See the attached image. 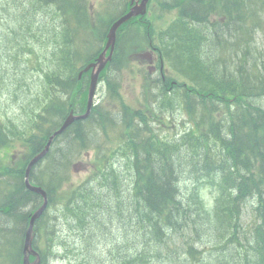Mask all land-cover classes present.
Masks as SVG:
<instances>
[{"label":"trees","instance_id":"1","mask_svg":"<svg viewBox=\"0 0 264 264\" xmlns=\"http://www.w3.org/2000/svg\"><path fill=\"white\" fill-rule=\"evenodd\" d=\"M5 1L0 0V7L7 6ZM54 1L57 6L55 8L67 12V17L73 19L75 23L80 22L82 18L80 24L76 23L79 28L89 29L87 22L84 21L86 11L80 8L79 0H29L31 8L26 10V16L24 17L22 12L18 16L15 15L12 26L7 30L8 41L4 50L5 55L10 54L12 44L27 40L34 32H38L35 30L33 21L37 10L46 3ZM184 3L181 8L183 15L197 21V24L189 23L188 29L197 28L190 32L204 42L202 49L196 52L197 56L199 54L202 58L204 53L205 63L219 75H224L222 72H225V76L229 79L225 95L229 99H241L243 98L241 90L259 88L263 89L259 95L261 102H258L262 104L264 102V60L260 70H253L249 63L251 55L244 54V47L246 48L248 44L247 39L262 35L258 29L262 26L258 22L259 14L264 13V0H185ZM218 3L223 13L221 17L225 18L224 28H217L208 17L210 14L208 11L215 10ZM75 9L76 13L80 12V18L76 14L72 15L74 13L71 11ZM202 28L204 30H199ZM69 31L75 32L70 25ZM24 48L27 54L24 59L14 56L15 62L12 63L14 65L0 63V94L10 96L13 101H17L20 96H30L31 98L28 99L34 103L33 109L37 110L45 107L48 102L58 100L57 95L61 93L73 98L76 96L79 88L72 76L69 51L52 50L47 55L48 47L40 40L39 33L34 36L33 43L24 45ZM227 50L235 53L237 57L235 70L227 63ZM116 51L118 56L125 53L122 45L117 47ZM34 66L38 74L31 77L29 74L32 73ZM250 71L255 74V78L250 76ZM222 82L225 83V81ZM49 88L53 90L49 92ZM178 103L185 108L190 118L197 120L196 131H190L181 136L171 145L170 150L167 147L162 148L161 141L155 139L154 133L148 127L146 117L140 113L137 115L143 129L137 133L132 131V123L124 117L121 119L111 117L107 126L98 124L94 118H87L76 121V124L73 122L70 129L65 130L58 137L61 142L52 153L57 170L63 174V166L74 162V153L59 150L62 144L71 148L72 145L79 146L78 142H74L76 139L90 140L97 132H106L113 140H117L120 133L134 134L137 140L133 149H135L137 163L142 169L141 178L145 179L136 196L138 203L134 205V212L137 213L140 205H143L144 216L148 220L147 226L155 240L158 241L161 235L167 239L176 236L188 247L197 249V243L201 242V238H209L212 235L224 240L222 244H227L239 253L237 260L227 259L226 257L233 253L228 254L225 249V256L221 253L220 257L222 264H264V185H262L264 183V111H260L254 102L250 101L234 109V114H229L224 122L216 119L215 115L208 111L196 109L186 93L178 96ZM62 105V101L56 102V107H62ZM5 109L11 108L5 106ZM97 112L95 110L94 114ZM125 113L128 114L130 111L126 109ZM9 128L11 124L7 120L3 125L0 123V151L10 145V138L7 137ZM53 128L55 130L54 126ZM33 142L35 144L33 148L38 150L36 136L33 137ZM172 156L179 160L176 162ZM256 161H259L261 167V173L257 179L252 172L254 168L257 169ZM182 171L201 183L207 182L213 185L214 179L218 180L216 186L208 185V187H214L217 192L212 210L205 208L195 193L190 196V199L181 195L178 191L179 186L186 189L192 185V182L186 179L181 184L178 183ZM246 171L251 174L246 176ZM57 174L58 172L55 176ZM36 176H39V172ZM102 176L108 178V187L91 194L90 199L97 200L93 206H96L101 198L110 199L111 189L115 185L106 172L103 171ZM125 186L128 188L127 185ZM48 188L54 193L57 192L55 182H48ZM125 194L131 197L130 193ZM32 202L33 200L22 192L12 197H7L0 192V253L4 251L7 255H0V264H12L10 258L13 257L15 248L21 251L18 246L22 236L20 238L18 235L23 228V226L21 228L22 216L24 209L28 208ZM9 203H11L10 207L7 206ZM246 203H248L247 215L252 209V217H249L257 224L251 243L247 238V215H244ZM127 214L124 217L128 218ZM135 218L144 217L136 216ZM45 226L49 233L56 232L55 223L47 220ZM127 229L112 222L103 224L97 235L91 239H85L90 259L95 264H105L107 259L112 258L111 248L116 247L120 250L124 244L122 240H136V233L132 229L129 231ZM185 235L187 240L181 237ZM48 250L53 255H60L62 251L53 241L49 243ZM146 250L142 248L141 252ZM191 253V250L189 253L183 251V256L189 258ZM156 254L166 264H176L165 250L157 249ZM195 255L196 251L193 252L191 260L195 259ZM198 259L205 261L206 256L200 252Z\"/></svg>","mask_w":264,"mask_h":264},{"label":"rangeland","instance_id":"2","mask_svg":"<svg viewBox=\"0 0 264 264\" xmlns=\"http://www.w3.org/2000/svg\"><path fill=\"white\" fill-rule=\"evenodd\" d=\"M91 1H95L96 3L93 4L94 6H96L97 8H100V7H104L106 5V0H91ZM18 8V7H17ZM17 11V10H16ZM13 12V15H16L18 16V13ZM76 9L71 11L72 15H75L78 16L80 18V12L79 13H76ZM2 20H6L3 21V25L1 26L0 28V49L2 48V44L5 40V37H6V33H7V30L8 28H10L12 26V22H11V17H10V14L8 12H4L2 11ZM82 18H80V22H81ZM8 22V24H7ZM80 22H76L77 24H80ZM199 30H204V28L202 29H199ZM193 31V30H191ZM38 35V32H34L31 36H29V38H27V40H24V41H20V42H17L16 44H12L14 45L13 48H12V52L13 53H18L20 54V48L23 47V45H28V44H32L33 43V38L34 36H37ZM25 37H28L27 34H24ZM208 37V36H206ZM258 39H259V42L260 43H264V38L262 37V35H258ZM21 45V46H19ZM251 52V60H250V65L251 67L253 68V70H259V67L257 66V64L254 63V60L257 56L260 55V53L258 52V50L255 48V39H254V42L253 43H249L247 44V48H246V52L249 51ZM202 52V51H201ZM2 53L0 51V56H2ZM203 53V52H202ZM23 56L25 55L22 54ZM203 57L200 58L199 54L197 56L196 54V57L199 59V60H202L203 62H205V58L206 56L204 55V53L202 54ZM261 56V55H260ZM0 61H2L1 57H0ZM235 62H237V60H235ZM152 65L151 64H147L146 65V68L150 71H154L153 68H150ZM156 72V71H155ZM155 72H153V75H155ZM171 75H173V72H170ZM140 76H128V75H124L123 77V84H122V90L127 94V102L128 104H130L131 106L133 107H136L137 106V103H138V98H140V96L143 94L144 90L143 89H140ZM259 95L258 93H254L253 96H250L248 97V102L252 101V103L254 102V105L255 106H258L260 103L259 101ZM99 96L103 97V99L105 98L104 96V91H103V95H102V92L99 93ZM247 102V103H248ZM246 103V104H247ZM261 106V104H260ZM263 107H264V104H263ZM262 107V108H263ZM260 111H263L262 109L259 108ZM253 116L255 115V113H251ZM122 117L120 116L119 119H121ZM135 140H137V137H134ZM190 153V152H189ZM74 170H73V173L70 172V176L72 177V179L75 181L77 180V174L75 173L74 174ZM180 177L181 179L178 181L179 184H181L183 182V180L185 179L186 177V174L184 172H182V174L180 173ZM182 181V182H181ZM178 184V185H179ZM178 191L180 192L181 191V195L185 193L184 189L182 188V186H179L178 187ZM202 196L204 198V200L206 202H211L212 199H213V194L210 192V190H205L204 192H202ZM246 219H250L249 217L246 216ZM130 229L128 228L127 231H129Z\"/></svg>","mask_w":264,"mask_h":264},{"label":"water","instance_id":"3","mask_svg":"<svg viewBox=\"0 0 264 264\" xmlns=\"http://www.w3.org/2000/svg\"><path fill=\"white\" fill-rule=\"evenodd\" d=\"M143 13H144V3L140 7H134L126 16H124L120 20H118L113 25V27L111 29V33H110L111 42H113V40H114V32H115V29L117 28V26L119 24L123 23L124 21L129 19L131 16H134V15H137V14H143ZM94 83H95V77L93 78L90 92H92V90H93Z\"/></svg>","mask_w":264,"mask_h":264},{"label":"bare ground","instance_id":"4","mask_svg":"<svg viewBox=\"0 0 264 264\" xmlns=\"http://www.w3.org/2000/svg\"><path fill=\"white\" fill-rule=\"evenodd\" d=\"M229 16V15H228ZM246 17V16H245ZM210 20V19H209ZM235 22H236V20H235ZM244 23V22H243ZM252 27V26H251ZM253 28V27H252ZM197 28H195V29H189L190 31L191 30H196ZM209 29V28H208ZM237 31V30H236ZM261 33V32H260ZM213 35V34H212ZM239 35V34H238ZM231 37V36H230ZM231 39V38H230ZM215 45V44H214ZM218 46V45H217ZM229 47V46H228ZM229 49V48H228ZM228 51V50H227ZM246 58V57H245ZM217 61V60H216ZM224 63H225V61H224ZM251 67V66H250ZM263 71V70H262ZM239 72V71H238ZM241 73V72H240ZM244 73V72H243ZM242 75V74H241ZM245 82V81H244ZM261 98V97H260ZM261 102V101H260ZM263 104H264V102L261 104V107H263ZM260 105V104H259ZM264 108V107H263ZM255 112V111H254ZM250 118V117H249ZM85 119H87V118H84L83 116H82V114H81V112H79L78 113V119H77V121L78 120H81V121H83V120H85ZM119 122V121H118ZM73 122H70V125L72 124ZM64 131L65 130H60L57 134H56V136L57 137H59L60 135H62L63 133H64ZM94 131V130H93ZM88 135V134H87ZM86 135V136H87ZM70 136V135H69ZM153 137V136H152ZM251 139V138H250ZM150 141V140H149ZM247 142V141H246ZM75 146V145H74ZM67 157V156H66ZM182 182V181H181ZM176 191V190H175ZM146 192V191H145ZM172 198V197H171ZM27 208H25L24 210H26ZM252 209L248 212V215H247V217H249V216H251L252 217ZM250 218V217H249ZM167 225V224H166ZM176 232V231H175ZM160 233V232H159ZM132 235V234H131ZM173 264V263H172Z\"/></svg>","mask_w":264,"mask_h":264}]
</instances>
